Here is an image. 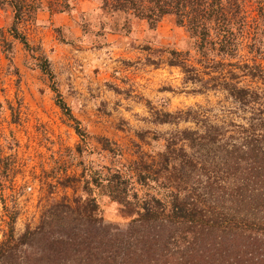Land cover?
<instances>
[{
    "label": "trees",
    "instance_id": "16d2710c",
    "mask_svg": "<svg viewBox=\"0 0 264 264\" xmlns=\"http://www.w3.org/2000/svg\"><path fill=\"white\" fill-rule=\"evenodd\" d=\"M72 0H46L63 12ZM245 0H102V10L144 20L150 29L165 16L185 28L195 52L170 51L166 64L178 67L195 92L223 91L243 113L242 121L212 120L200 106L175 113L153 112V122L175 126L152 156L140 147L131 178L120 171L95 173L84 195L64 196L42 211L39 223L16 237L13 225L0 242V264H264V54L259 46L264 0L250 33ZM43 0H0L14 14L11 36L25 47L18 25L43 9ZM245 45L250 61L239 57ZM6 52L11 43L2 41ZM264 56V55H263ZM50 75L47 61L39 65ZM207 77V78H206ZM248 78L263 87L241 86ZM57 105L73 119L61 96ZM181 123L194 128L180 129ZM77 132L79 129L76 128ZM137 137L143 142L145 133ZM139 146V145H138ZM108 196L131 210L123 225L107 223L93 196Z\"/></svg>",
    "mask_w": 264,
    "mask_h": 264
},
{
    "label": "rangeland",
    "instance_id": "374dc122",
    "mask_svg": "<svg viewBox=\"0 0 264 264\" xmlns=\"http://www.w3.org/2000/svg\"><path fill=\"white\" fill-rule=\"evenodd\" d=\"M43 1V9L18 25L28 48L11 36L12 10L0 9V242L9 225L18 237L38 225L53 201L84 195L82 186L95 173L117 170L131 178L140 147L156 155L163 142L153 139L176 128L154 123L153 112L200 106L217 122L243 117L225 92L197 93L199 86L185 83L180 68L166 64L176 50L189 51L196 65L192 41L173 16L150 29L131 13L102 10V0H72L63 12ZM243 9L252 33L258 5L245 0ZM4 39L11 53L4 51ZM241 41L233 63L254 58L244 48L247 35ZM260 41L264 51V26ZM256 60L264 66V60ZM44 61L50 75L40 69ZM239 82L263 87L248 78ZM54 88L73 119L58 107ZM139 133H145L143 142ZM92 188L107 223L131 220L130 209Z\"/></svg>",
    "mask_w": 264,
    "mask_h": 264
}]
</instances>
